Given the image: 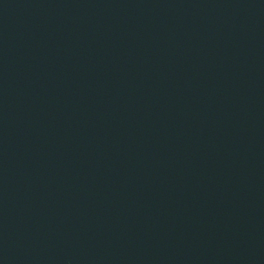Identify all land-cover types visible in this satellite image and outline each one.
<instances>
[{
	"label": "water",
	"instance_id": "95a60500",
	"mask_svg": "<svg viewBox=\"0 0 264 264\" xmlns=\"http://www.w3.org/2000/svg\"><path fill=\"white\" fill-rule=\"evenodd\" d=\"M0 264H264V0H0Z\"/></svg>",
	"mask_w": 264,
	"mask_h": 264
}]
</instances>
